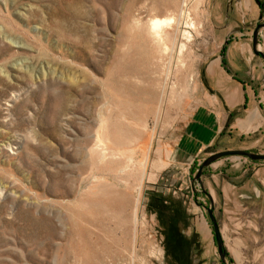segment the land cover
<instances>
[{
    "label": "rangeland",
    "instance_id": "1",
    "mask_svg": "<svg viewBox=\"0 0 264 264\" xmlns=\"http://www.w3.org/2000/svg\"><path fill=\"white\" fill-rule=\"evenodd\" d=\"M219 5L0 0V264H264V160L229 155L200 170L235 141L264 153V122L226 129V144L181 145L225 38L240 32ZM170 16L155 37L151 20ZM252 165L250 223L212 175ZM153 195L172 209L154 211ZM178 229L186 249L175 254Z\"/></svg>",
    "mask_w": 264,
    "mask_h": 264
},
{
    "label": "crops",
    "instance_id": "2",
    "mask_svg": "<svg viewBox=\"0 0 264 264\" xmlns=\"http://www.w3.org/2000/svg\"><path fill=\"white\" fill-rule=\"evenodd\" d=\"M218 1L221 5L217 12L225 15L227 20L225 28L240 32L225 38L224 45L231 38L225 52L230 72L223 66L222 49L208 71L212 87L203 94L192 114L185 140H181L183 148L192 151H200L218 140L226 144V129L243 134L264 122L263 98L257 85L264 80V58L256 54L252 37L255 27L264 22V0ZM258 49L264 51V29L260 33ZM263 86L264 82L260 87ZM238 148L248 149L236 141L223 149ZM257 174L262 175L261 184L264 185V167ZM212 178L225 200L231 202L234 218L253 223V209H250L253 205V165L245 169L227 167Z\"/></svg>",
    "mask_w": 264,
    "mask_h": 264
},
{
    "label": "water",
    "instance_id": "3",
    "mask_svg": "<svg viewBox=\"0 0 264 264\" xmlns=\"http://www.w3.org/2000/svg\"><path fill=\"white\" fill-rule=\"evenodd\" d=\"M263 27H264V23H259L257 25L256 29L254 30L253 44H254V49L256 50V54H258V55L260 54L264 58V53L258 49L259 31ZM229 155H241V156H248L253 160H264V153H255V152H251V151L244 150V149H227V150H222L219 152L212 153L207 159H205L202 166L200 167V170L206 166L211 165L216 160H218L222 157H225V156H229ZM199 175H200V173H199ZM209 213H210L211 219H212L214 227H215L216 239H217L218 246H219V249L221 252V256H222V259L224 260V252H223L224 241H223L222 235L220 233L217 220L213 214V209L210 208Z\"/></svg>",
    "mask_w": 264,
    "mask_h": 264
},
{
    "label": "bare ground",
    "instance_id": "4",
    "mask_svg": "<svg viewBox=\"0 0 264 264\" xmlns=\"http://www.w3.org/2000/svg\"><path fill=\"white\" fill-rule=\"evenodd\" d=\"M181 19L183 20L181 23L183 29H182V36L185 38L189 37L190 31L189 29L192 28L193 21L190 18V12L186 9V7L182 10L181 12ZM175 22V17L170 16V17H154L151 20L150 23V28L153 33V35L159 39H163L162 37V31L169 27L172 26L173 23Z\"/></svg>",
    "mask_w": 264,
    "mask_h": 264
},
{
    "label": "trees",
    "instance_id": "5",
    "mask_svg": "<svg viewBox=\"0 0 264 264\" xmlns=\"http://www.w3.org/2000/svg\"><path fill=\"white\" fill-rule=\"evenodd\" d=\"M230 41H231V38L227 39L225 45L222 48V56H223L222 63L228 72H230V69L227 66V61L225 59V52H226L227 45L230 43ZM152 203H153V205L151 207L153 208V210L156 212H159V213L162 210H167V209L171 210L172 209L171 207H173V205L171 206V204L169 203L168 199L162 195H157V196L153 195L152 196ZM173 210H176V212L179 211L178 208H173Z\"/></svg>",
    "mask_w": 264,
    "mask_h": 264
},
{
    "label": "flooded vegetation",
    "instance_id": "6",
    "mask_svg": "<svg viewBox=\"0 0 264 264\" xmlns=\"http://www.w3.org/2000/svg\"><path fill=\"white\" fill-rule=\"evenodd\" d=\"M262 23H264V22H262ZM169 232L173 233V234H170L168 237H174L173 239L169 238V244L172 246L171 248L174 250L175 254L179 250L183 249V251H184L186 249V247H185L186 241L184 240V236L181 235L182 232H180L179 229L177 230V232H179L180 234H178L174 230L169 231Z\"/></svg>",
    "mask_w": 264,
    "mask_h": 264
}]
</instances>
